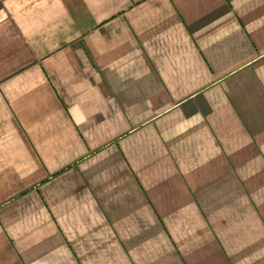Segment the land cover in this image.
<instances>
[{"label": "crops", "instance_id": "obj_1", "mask_svg": "<svg viewBox=\"0 0 264 264\" xmlns=\"http://www.w3.org/2000/svg\"><path fill=\"white\" fill-rule=\"evenodd\" d=\"M0 264H264V0H0Z\"/></svg>", "mask_w": 264, "mask_h": 264}]
</instances>
